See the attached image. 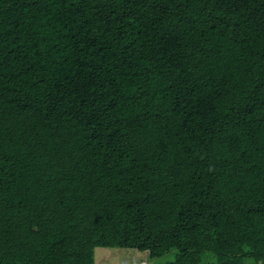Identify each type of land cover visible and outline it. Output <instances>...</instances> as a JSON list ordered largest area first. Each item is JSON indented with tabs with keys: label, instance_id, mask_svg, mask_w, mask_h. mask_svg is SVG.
I'll return each mask as SVG.
<instances>
[{
	"label": "trees",
	"instance_id": "16d2710c",
	"mask_svg": "<svg viewBox=\"0 0 264 264\" xmlns=\"http://www.w3.org/2000/svg\"><path fill=\"white\" fill-rule=\"evenodd\" d=\"M264 264V0H0V264Z\"/></svg>",
	"mask_w": 264,
	"mask_h": 264
},
{
	"label": "rangeland",
	"instance_id": "374dc122",
	"mask_svg": "<svg viewBox=\"0 0 264 264\" xmlns=\"http://www.w3.org/2000/svg\"><path fill=\"white\" fill-rule=\"evenodd\" d=\"M95 264H151L147 252H140L133 248H107L94 249Z\"/></svg>",
	"mask_w": 264,
	"mask_h": 264
}]
</instances>
